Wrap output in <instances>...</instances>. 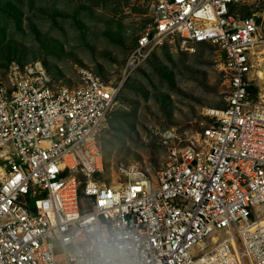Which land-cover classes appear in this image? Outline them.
Listing matches in <instances>:
<instances>
[{"label": "built area", "instance_id": "2783aa9c", "mask_svg": "<svg viewBox=\"0 0 264 264\" xmlns=\"http://www.w3.org/2000/svg\"><path fill=\"white\" fill-rule=\"evenodd\" d=\"M151 22L124 78L158 48L220 52L222 108L190 136L161 134L167 156L105 177L101 131L118 88L87 69L58 86L40 62L0 75V264H100L103 234L117 264H264V36L249 0H152ZM122 246V247H119Z\"/></svg>", "mask_w": 264, "mask_h": 264}, {"label": "rangeland", "instance_id": "374dc122", "mask_svg": "<svg viewBox=\"0 0 264 264\" xmlns=\"http://www.w3.org/2000/svg\"><path fill=\"white\" fill-rule=\"evenodd\" d=\"M152 2L32 0L21 10L20 28L8 21L0 42L1 76L12 62H40L58 86H76L79 70L87 69L118 88L100 135L106 180L118 165L129 163L155 175L167 156L161 134L175 128L190 136L205 122V108L225 105L220 52L209 45H198L191 53L164 45L124 78L126 58L150 26ZM235 11L254 16L264 36V0H249ZM156 68H163L165 79L155 75Z\"/></svg>", "mask_w": 264, "mask_h": 264}, {"label": "trees", "instance_id": "16d2710c", "mask_svg": "<svg viewBox=\"0 0 264 264\" xmlns=\"http://www.w3.org/2000/svg\"><path fill=\"white\" fill-rule=\"evenodd\" d=\"M28 1L31 2L29 3ZM26 4L31 6L32 0H0V42L5 39V30L8 21H13L17 25H15V27L20 28L19 26H21L22 16L21 10ZM245 16L250 15L246 14ZM162 74L164 76L163 68H156L155 75H158L160 80L165 79L161 76Z\"/></svg>", "mask_w": 264, "mask_h": 264}, {"label": "clouds", "instance_id": "9594fccd", "mask_svg": "<svg viewBox=\"0 0 264 264\" xmlns=\"http://www.w3.org/2000/svg\"><path fill=\"white\" fill-rule=\"evenodd\" d=\"M97 248L100 254V264H117L116 257L119 255L118 246L110 242L106 234L102 235Z\"/></svg>", "mask_w": 264, "mask_h": 264}, {"label": "bare ground", "instance_id": "6f19581e", "mask_svg": "<svg viewBox=\"0 0 264 264\" xmlns=\"http://www.w3.org/2000/svg\"><path fill=\"white\" fill-rule=\"evenodd\" d=\"M261 78H264V72H260Z\"/></svg>", "mask_w": 264, "mask_h": 264}]
</instances>
